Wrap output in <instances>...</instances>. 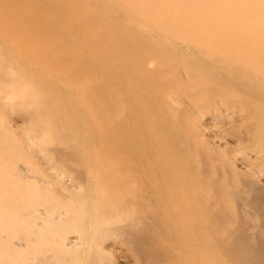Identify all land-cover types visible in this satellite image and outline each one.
<instances>
[{
	"label": "bare ground",
	"instance_id": "obj_1",
	"mask_svg": "<svg viewBox=\"0 0 264 264\" xmlns=\"http://www.w3.org/2000/svg\"><path fill=\"white\" fill-rule=\"evenodd\" d=\"M0 264H264V0H0Z\"/></svg>",
	"mask_w": 264,
	"mask_h": 264
}]
</instances>
